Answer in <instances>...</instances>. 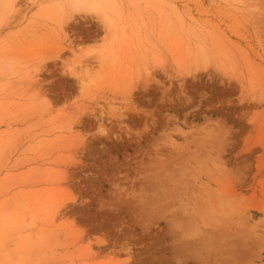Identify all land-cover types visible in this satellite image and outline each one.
<instances>
[{
    "label": "rangeland",
    "instance_id": "1",
    "mask_svg": "<svg viewBox=\"0 0 264 264\" xmlns=\"http://www.w3.org/2000/svg\"><path fill=\"white\" fill-rule=\"evenodd\" d=\"M72 1L0 0V264H264V0Z\"/></svg>",
    "mask_w": 264,
    "mask_h": 264
},
{
    "label": "bare ground",
    "instance_id": "2",
    "mask_svg": "<svg viewBox=\"0 0 264 264\" xmlns=\"http://www.w3.org/2000/svg\"><path fill=\"white\" fill-rule=\"evenodd\" d=\"M70 2V1H69ZM102 3V2H101ZM70 7H71V9L72 10H74V11H77V12H79L80 10L82 11V10H85L86 12H93V11H102V7H101V4L98 2V0H73L72 2H71V4L69 5ZM104 8V7H103ZM106 13H104V15H105ZM104 18V21H105V19H106V21L107 22H105V23H107V25L109 26L110 24L109 23H111L112 22V20H110V19H108V15L107 16H105V17H103ZM109 22V23H108ZM113 23V22H112ZM113 25L111 24V26H109V27H112ZM115 36V35H114ZM116 37H112V38H110V39H105V41H107V40H109V42L107 43L108 45L109 44H111L110 45V48H109V52H108V54L106 55L107 57H109L111 54H112V52L114 51L113 49H114V43H115V41H116ZM104 44H105V42H103V44L101 45L102 47L104 46ZM114 44V45H113ZM205 60H207V57H206V59H203V61L205 62H200V64H203L204 66H205V68H207V65L206 64H208L209 63V61H208V63H207V61H205ZM159 62V61H158ZM157 62V63H158ZM154 63H156V62H154ZM160 63V62H159ZM224 66H222V68H223ZM225 68V67H224ZM230 68H232V67H230ZM224 70V69H223ZM226 70V69H225ZM30 71V70H29ZM29 71H27L28 73H26V77H27V83H28V85L27 86H29L30 84H31V86L34 84V78H36L35 76H34V74L33 75H31L30 73H29ZM67 71H69L70 73L71 72H73L74 73V66L73 65H69L68 67H67ZM147 72V71H146ZM227 72V71H226ZM37 79V78H36ZM39 79V78H38ZM36 81V80H35ZM37 82V81H36ZM21 83V82H20ZM35 85V84H34ZM46 221V220H45Z\"/></svg>",
    "mask_w": 264,
    "mask_h": 264
}]
</instances>
